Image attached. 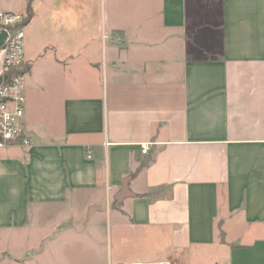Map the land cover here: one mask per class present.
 I'll list each match as a JSON object with an SVG mask.
<instances>
[{
  "label": "crops",
  "instance_id": "crops-1",
  "mask_svg": "<svg viewBox=\"0 0 264 264\" xmlns=\"http://www.w3.org/2000/svg\"><path fill=\"white\" fill-rule=\"evenodd\" d=\"M45 1L0 8L29 27L4 264H264V0Z\"/></svg>",
  "mask_w": 264,
  "mask_h": 264
},
{
  "label": "built area",
  "instance_id": "built-area-1",
  "mask_svg": "<svg viewBox=\"0 0 264 264\" xmlns=\"http://www.w3.org/2000/svg\"><path fill=\"white\" fill-rule=\"evenodd\" d=\"M25 17L19 11L0 9V33L7 32L0 47V147L29 144L23 127L26 104ZM145 152L149 149L144 145ZM160 264H172L171 261Z\"/></svg>",
  "mask_w": 264,
  "mask_h": 264
},
{
  "label": "rangeland",
  "instance_id": "rangeland-1",
  "mask_svg": "<svg viewBox=\"0 0 264 264\" xmlns=\"http://www.w3.org/2000/svg\"><path fill=\"white\" fill-rule=\"evenodd\" d=\"M45 0H32V5L34 8H38L39 5H45ZM21 5H25V7L28 6V0H0V8H9L13 10H18L21 8ZM26 9V8H25ZM26 11V10H25ZM22 14H25L24 11H19ZM28 25V24H27ZM25 28L28 30L29 27ZM31 37V34L28 36ZM26 42L27 38L25 37V52H26ZM26 55V54H25ZM27 76V75H26ZM7 148H0V154L4 155L7 153ZM0 263L4 264V262L7 261L9 258V254H2V250L0 249ZM2 254V255H1ZM25 255L28 256L27 250H25ZM224 255V250L221 248H214L212 246H194L191 249L187 250L184 254L185 264H212L213 260L217 258H221ZM30 256V253H29ZM3 258V259H1ZM175 264V263H174ZM177 264H182L179 260L177 261Z\"/></svg>",
  "mask_w": 264,
  "mask_h": 264
},
{
  "label": "water",
  "instance_id": "water-1",
  "mask_svg": "<svg viewBox=\"0 0 264 264\" xmlns=\"http://www.w3.org/2000/svg\"><path fill=\"white\" fill-rule=\"evenodd\" d=\"M6 37H7V32L6 31H3V32L0 33V47L4 44V41H5ZM2 80H3V78L0 77V84H1ZM122 199H123V194H121V196L118 197V200L121 201Z\"/></svg>",
  "mask_w": 264,
  "mask_h": 264
},
{
  "label": "trees",
  "instance_id": "trees-1",
  "mask_svg": "<svg viewBox=\"0 0 264 264\" xmlns=\"http://www.w3.org/2000/svg\"><path fill=\"white\" fill-rule=\"evenodd\" d=\"M28 22V19H25V22L23 24H26Z\"/></svg>",
  "mask_w": 264,
  "mask_h": 264
}]
</instances>
